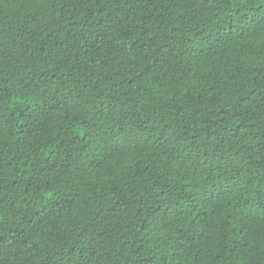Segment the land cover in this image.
<instances>
[{
  "label": "trees",
  "instance_id": "16d2710c",
  "mask_svg": "<svg viewBox=\"0 0 264 264\" xmlns=\"http://www.w3.org/2000/svg\"><path fill=\"white\" fill-rule=\"evenodd\" d=\"M0 264H264V0H0Z\"/></svg>",
  "mask_w": 264,
  "mask_h": 264
}]
</instances>
